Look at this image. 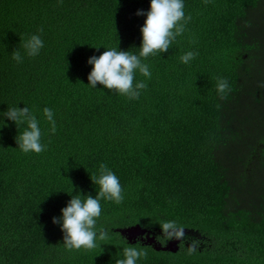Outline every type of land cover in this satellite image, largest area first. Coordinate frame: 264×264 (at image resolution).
<instances>
[{
  "label": "trees",
  "instance_id": "1",
  "mask_svg": "<svg viewBox=\"0 0 264 264\" xmlns=\"http://www.w3.org/2000/svg\"><path fill=\"white\" fill-rule=\"evenodd\" d=\"M183 3V34L141 58L151 78L137 70L134 85L147 87L129 99L88 84L87 61L112 48L139 55L136 12L150 0H0V264H116L127 247L147 252L136 264H264V0ZM33 34L44 47L29 57ZM188 51L198 55L184 64ZM218 77L230 87L223 100ZM15 106L35 115L45 151L19 149L27 125L2 117ZM102 163L123 200H100L106 240L68 251L52 218L71 195H96ZM137 224L178 248L117 230Z\"/></svg>",
  "mask_w": 264,
  "mask_h": 264
},
{
  "label": "clouds",
  "instance_id": "2",
  "mask_svg": "<svg viewBox=\"0 0 264 264\" xmlns=\"http://www.w3.org/2000/svg\"><path fill=\"white\" fill-rule=\"evenodd\" d=\"M204 2L207 4L209 0ZM183 9V0H150V7L146 12L137 10L136 15L145 16L144 23L140 27L142 39L139 55L112 48L103 51L99 56H91L87 61L92 65L88 74V84L94 88L99 84L129 99H138L140 90L146 89L147 84L139 81L134 85L136 71L138 70L144 77L151 78L149 67L142 63L141 58L168 52L176 37L183 34L185 24L191 19L190 16L185 17ZM39 31L42 32L43 29ZM22 47L27 56L35 57L44 47V42L40 35L33 34L22 44ZM196 55L198 53L188 51L180 57V60L188 64ZM12 59L17 63L22 62L23 57L19 50L13 52ZM216 89L220 99H225L230 91L227 79L218 77ZM43 111L54 134L56 131L54 114L47 107ZM2 117L14 122L17 127L22 124L27 125L25 130L15 137L16 144L23 153L38 154L46 150L47 146L41 143L42 133L39 122L28 107H9L3 112ZM90 178L93 184L99 186L96 195L89 194L84 200L79 196L71 195L67 205L61 209L62 215L52 218L53 223L59 224L61 228L63 244L68 251L81 248L91 250L97 247V239L106 240L107 232L101 229L98 234L96 230L97 219L101 215L100 200L114 201L117 204L123 200L119 178L105 164H100L98 176L92 175ZM170 228H172L171 223L162 226L164 232ZM123 256L124 259L117 260L116 264H136L139 258L147 257V252L143 249L127 247L123 249Z\"/></svg>",
  "mask_w": 264,
  "mask_h": 264
},
{
  "label": "water",
  "instance_id": "3",
  "mask_svg": "<svg viewBox=\"0 0 264 264\" xmlns=\"http://www.w3.org/2000/svg\"><path fill=\"white\" fill-rule=\"evenodd\" d=\"M121 232L122 235L126 236L129 241H136L137 237H140L141 240L146 243H151L156 249H171L176 250L178 248L179 238L171 240L167 245H162L159 241H157L154 234L147 232L140 225H133L126 228H117ZM179 231H186L185 229H179ZM143 234H146L145 236Z\"/></svg>",
  "mask_w": 264,
  "mask_h": 264
},
{
  "label": "rangeland",
  "instance_id": "4",
  "mask_svg": "<svg viewBox=\"0 0 264 264\" xmlns=\"http://www.w3.org/2000/svg\"><path fill=\"white\" fill-rule=\"evenodd\" d=\"M138 238V237H137Z\"/></svg>",
  "mask_w": 264,
  "mask_h": 264
}]
</instances>
